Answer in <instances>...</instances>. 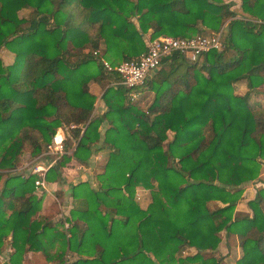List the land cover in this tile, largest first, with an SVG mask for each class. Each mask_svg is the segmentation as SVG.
I'll list each match as a JSON object with an SVG mask.
<instances>
[{"label":"trees","instance_id":"obj_1","mask_svg":"<svg viewBox=\"0 0 264 264\" xmlns=\"http://www.w3.org/2000/svg\"><path fill=\"white\" fill-rule=\"evenodd\" d=\"M232 4L0 0V47L14 54L11 64L0 58V254L6 244L12 249L0 264H23L28 252H42L48 264H219L204 252L217 250L221 232L241 250L234 264H264V186L248 211L236 209L240 186L257 179L264 161V104L249 102L250 94L264 98V0H240L249 19ZM222 27L221 50L197 63L173 53L133 100L109 84L105 110L89 119L96 99L89 83L105 78L101 58L112 65L137 59L146 34L191 37ZM238 81L246 83L243 95L234 92ZM72 124L64 142L73 149L46 181L97 150L106 149L107 160L95 189L70 185L77 204L66 237L60 221L40 212L36 176L11 169ZM136 187L149 191L145 208ZM186 246L197 252L182 256ZM67 250L79 257L68 261Z\"/></svg>","mask_w":264,"mask_h":264},{"label":"built area","instance_id":"obj_2","mask_svg":"<svg viewBox=\"0 0 264 264\" xmlns=\"http://www.w3.org/2000/svg\"><path fill=\"white\" fill-rule=\"evenodd\" d=\"M256 22H260L259 20ZM223 27L217 32L206 35L196 34L191 37L159 36L146 41V50L137 59L122 61L116 65L110 64L101 58L100 62L106 75H114L111 82L113 86L124 87L128 91V97L133 100L137 97V90L143 88L146 82L162 66L163 60L169 58L173 53L183 56L189 63H197L209 50H221L224 46L222 40ZM74 125H71L73 128ZM65 134L58 128L51 136L46 148L28 165L14 169L18 173L25 171V175L34 174V189L43 191L46 189V173L71 149L65 147ZM139 194H136L138 197ZM62 229L66 237L70 236V223L65 214L61 215Z\"/></svg>","mask_w":264,"mask_h":264},{"label":"crops","instance_id":"obj_3","mask_svg":"<svg viewBox=\"0 0 264 264\" xmlns=\"http://www.w3.org/2000/svg\"><path fill=\"white\" fill-rule=\"evenodd\" d=\"M148 35L149 34H146L147 39H148ZM163 66H165V65L163 64ZM103 74H104V72H103ZM104 75H105V78L102 79L100 83H96L94 81L89 83L90 92L96 96V99H95V102L93 105V109L90 113L89 119L97 116L99 113H102L105 110V105H104V102H103L101 96H102L104 90L107 88V86L109 84L112 85L111 82L114 79V75L113 76L111 75L112 76L111 78H109V75H106V74H104ZM103 82L105 83V86L102 90L101 86H102ZM99 88L101 90L98 91ZM142 89L143 88L137 90V97L136 98H138ZM72 125H74V124H72ZM60 127L63 130L65 137H69L68 129H72L71 125L69 127H66V126H60ZM60 127H58V128H60ZM105 127H106L105 123H103L100 126L99 129H100L101 134L104 133ZM82 131H83V127H82ZM73 144H74L73 146H75L76 141H74ZM98 145H100V142L98 143ZM106 160H107V150L101 149V150H97L96 152H93L92 155L90 156L88 162L85 164H81V163H78V162L73 161V160L66 162L61 167V170H60L61 178L60 179H51V180L47 181L46 189L43 190L41 193V195H42V206H41L40 212L44 215L45 214L49 215L50 218H52V221H56V222L60 221V223L62 225L61 215L65 214L69 218L70 209H72V207H74L75 204H77V202H75L73 200L70 185L71 184L76 185L78 183H83L80 188L84 192H88L89 189H95L97 187L95 176H96V174L102 172L103 165L105 164ZM259 178L260 179L258 180V182L256 184H254L255 187L254 186L252 187V190H251V187H249L250 184L245 186L246 189L243 192V197H246V199L243 202L244 205H242L245 208H241V209H237V210L248 211L246 203L248 200H250L254 197L255 188H259V187L264 186V169L263 168H262V171L259 175ZM251 184L253 185V183H251ZM257 186H259V187H257ZM136 194H139V195L137 198H135V200L138 202V204L141 208H145L150 201L148 199V191L142 187H136L135 197H136ZM61 232L64 233L63 229L61 230ZM5 251L6 252L12 251L10 245H7L5 247ZM196 252H197V250L194 247L186 246V247L182 248L180 254L182 256H186L189 254H194ZM238 252H239V250H238ZM240 256H241V252L238 253V256L236 259H238ZM78 257L79 256L77 254L70 252L69 250L66 251V258L68 259V261L75 260ZM84 257H86V256H84ZM24 259L25 260H24L23 264H48L46 259H45L44 254L42 252H28V253H26Z\"/></svg>","mask_w":264,"mask_h":264},{"label":"rangeland","instance_id":"obj_4","mask_svg":"<svg viewBox=\"0 0 264 264\" xmlns=\"http://www.w3.org/2000/svg\"><path fill=\"white\" fill-rule=\"evenodd\" d=\"M224 1L233 3L231 7L236 11L238 17L249 19V18H247L248 15L241 14L242 12H240L239 6L236 7L237 5H239L240 0H224ZM28 13H29L28 9H22L21 11H19V15L24 16V17H26L28 15ZM0 58L3 61L4 65L11 64L13 59H14V54L11 51L6 50L5 47L2 46V47H0ZM202 59H203V56L201 57L199 62H201ZM104 86H105V83L103 82L102 86H101L102 90H103ZM233 88H234V92L239 94V95H243L247 91V86H246L245 81H238V82L234 83L233 84ZM101 89L99 88L98 91L101 90ZM261 90L263 91L264 87H262ZM249 102L251 103V105L253 107H257L260 104L261 105L264 104V98L261 97L260 94H257V95L256 94H250ZM38 155H35V156H32V157L28 158L24 163H22V165H20V166L18 165V166H16L15 168H13L11 170L14 171V169H17V168H19L21 166L24 167V165L27 166L28 163L30 162V160H32L33 158H35ZM27 156H28V154L27 155H23L21 157L20 161H22L23 159L27 158ZM262 168L264 169V161L261 162L260 173L262 171ZM260 173H259V175H260ZM22 174L25 175L26 174L25 171L22 172ZM259 179L260 178L258 176L257 179H255V180H253L251 182L242 184L240 187H241V189H243V192H244V190L246 189L245 186L250 184L249 187H251V190H252V187L254 186V184H256L258 182ZM251 183H253V185ZM257 187H259V186H257ZM256 189H258V188H255V191H256ZM36 193L38 195H41L42 191H36ZM148 199L150 200L149 191H148ZM245 199H246V197H243V194H242L240 202L236 205V209L245 208L244 206H242V205H244L243 202L245 201ZM215 204L216 203H214V202H210L209 206L212 208V207H215ZM221 235H222V240H221L217 250H215L214 252L207 251V252H204V253L206 254V257H208L210 255H214L215 257L220 258L221 261L219 262V264H233L235 262L237 256H238V253L241 252V250H240L239 246L237 245V241H236L234 236H230V238L226 240L224 238V232H221ZM7 245L8 244H6L5 247ZM5 247H4L3 251H2V253L0 254V263L5 261V260H7L8 256H9V253H11V252H6L5 251ZM238 250H239V252H238Z\"/></svg>","mask_w":264,"mask_h":264}]
</instances>
